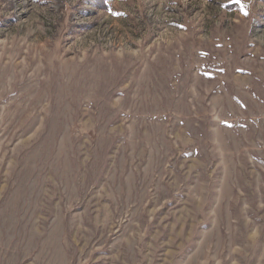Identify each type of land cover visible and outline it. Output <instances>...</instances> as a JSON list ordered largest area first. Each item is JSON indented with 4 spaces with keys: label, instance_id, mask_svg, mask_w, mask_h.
Wrapping results in <instances>:
<instances>
[{
    "label": "rangeland",
    "instance_id": "obj_1",
    "mask_svg": "<svg viewBox=\"0 0 264 264\" xmlns=\"http://www.w3.org/2000/svg\"><path fill=\"white\" fill-rule=\"evenodd\" d=\"M0 264H264V0H0Z\"/></svg>",
    "mask_w": 264,
    "mask_h": 264
}]
</instances>
